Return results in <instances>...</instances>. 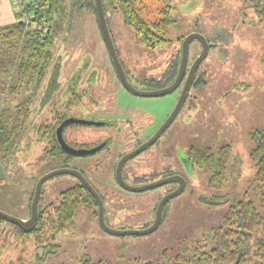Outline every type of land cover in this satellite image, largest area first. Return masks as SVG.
<instances>
[{"label":"rangeland","instance_id":"rangeland-1","mask_svg":"<svg viewBox=\"0 0 264 264\" xmlns=\"http://www.w3.org/2000/svg\"><path fill=\"white\" fill-rule=\"evenodd\" d=\"M76 1L64 0V14L53 20L55 33L50 71L57 73L59 87L49 101L40 106L39 100L45 89L43 82L38 100L30 108L23 141L13 155L0 160V210L16 218L29 217V197L41 175L59 167L76 168L74 161H67L63 156L50 159L44 153L47 143L36 140L38 126L46 119L51 120L61 108L69 77L81 70L80 66L86 62L87 71L97 69L96 76L102 73L104 76L107 72L108 81L100 79V85L107 82L108 92L113 89L110 84H116L96 10L87 2L78 7ZM103 4L116 52L133 73L130 80L136 87L154 88L145 86L142 80L155 76L165 63L181 54V36L200 33L211 44L196 69L199 84L190 89L188 101L155 143L144 152L152 154L154 159L150 155L145 164H138L141 156L129 159L124 166V175L130 181L133 177L134 182L139 184L155 181L161 174L159 165L169 160L166 150L169 149L171 157L176 154L180 158L185 155V145L189 143L211 146L229 143L236 157L229 163L227 185L220 192H211L205 172L184 169L188 182L181 192L165 203L157 227L145 234L109 233L101 228L98 217L93 214L97 209L94 203H80L74 226L56 235L57 248L44 260L37 262L34 259L32 238L29 236L10 242L0 257L2 262L14 260L18 254L23 255L26 264H79L85 258L100 264H140L143 261L166 264L164 252L169 264L176 261L177 255L188 258L191 248L203 241L210 228L221 223L227 206L242 197L255 173L248 157V150L254 144L249 133L264 128V28L258 25L259 18L253 10L245 7L240 0H173L175 25L168 35L170 41L150 48L124 21L122 13L115 9L114 0H103ZM156 8L154 2H148V12ZM148 15L151 19L155 18L153 13ZM201 49L198 39L190 41L188 63L194 61ZM19 59L20 48H0V110L3 107L15 109L16 103L28 95L24 88L16 94L10 92L11 86L16 84ZM178 97L177 90L165 95L141 96L128 92L120 85L115 89V103L121 109L120 116L133 120V125L139 127L141 140L158 129ZM86 106L88 110L90 107L94 110L92 104L87 103ZM91 114L95 118H105L99 112ZM80 127L95 130L92 126ZM115 155L112 154L109 162L97 166L101 173L108 174L105 186L97 184L104 197L105 223L114 229L145 228L154 219L159 197L173 185L168 183L136 192L124 190L133 196L135 204H122L119 200L120 187L114 181ZM129 164L138 165L139 170L131 174ZM76 183L77 177L70 173L47 178L41 187L39 206L58 202L59 193ZM211 193H218L220 198H216V202L210 201ZM127 215L130 217L122 219ZM11 229L8 224L0 223V230L8 232ZM23 241L26 243L24 246ZM25 246L26 250L19 252Z\"/></svg>","mask_w":264,"mask_h":264},{"label":"trees","instance_id":"trees-1","mask_svg":"<svg viewBox=\"0 0 264 264\" xmlns=\"http://www.w3.org/2000/svg\"><path fill=\"white\" fill-rule=\"evenodd\" d=\"M114 1L115 9L122 13L124 21L133 28L145 46L155 48L170 41L168 35L170 29L175 25L172 15L173 0ZM149 1L157 5L153 12L147 10ZM240 1L245 7L253 10L259 18L258 25L264 28V0ZM38 2L41 4L36 9L32 2L25 9L26 12L33 14L32 20L36 22L35 27H30V25H25L17 20L10 25L0 27V48L2 49L4 46L10 49L20 48V59L16 67V84L11 86L10 92L16 94L22 88L28 92L26 98L16 103L15 109L3 107L0 110V160L13 155L23 141L30 108L38 100V93L43 82H45V89L39 100L40 106L46 104L59 87L57 73L50 71V63L53 54L51 46L55 33L53 20L64 14V0H38ZM85 2L93 5L96 10L94 0H77L76 4L80 7ZM74 4L73 6H75ZM102 6L104 10L103 0ZM142 11L146 14L144 15ZM151 13L155 15L154 19L149 17L148 14ZM106 22L108 25L107 20ZM179 39L182 41L184 36ZM208 44L211 46L209 41ZM174 63L171 66V80L175 75ZM195 75L196 72L193 75L192 83L197 86L200 78ZM65 115V111L55 113L51 120L46 119L36 129V140L47 143L44 153L50 159H59L64 154L57 142L54 128ZM249 137L254 144L248 150V157L255 167V173L248 189L240 199L227 206L221 223L210 228L203 236V241L191 248L190 257L183 258L177 255L176 261L170 264H264V128L250 132ZM187 154L191 166L207 174V187L211 192H220L225 189L228 182L229 163L236 157L233 155L229 143L211 146L199 145L194 142L189 146ZM66 160L68 161V158ZM34 187L29 202L34 194ZM218 197L220 198L218 193H211L210 201L216 202ZM92 202L97 206L95 201ZM80 203L92 204L86 187L78 182L62 190L59 193L58 202L48 203L44 206H39L38 202L37 218L30 231H24L19 226L0 217V223H6L12 227L8 232L0 230V237H2L0 239V257L3 255L4 249L9 247L10 242L30 236L34 259L37 262L44 260L57 248L56 235L74 226L77 207ZM93 214L96 216L97 211L94 210ZM207 242H210V245H207ZM24 245L26 243L23 241ZM24 250H26V246L22 247L19 252ZM163 257L166 264H169L165 252ZM0 264H26V260L22 254H18L14 260L8 262L0 260ZM79 264L100 263H93L85 258ZM140 264L162 263L143 261Z\"/></svg>","mask_w":264,"mask_h":264},{"label":"flooded vegetation","instance_id":"flooded-vegetation-1","mask_svg":"<svg viewBox=\"0 0 264 264\" xmlns=\"http://www.w3.org/2000/svg\"><path fill=\"white\" fill-rule=\"evenodd\" d=\"M112 40H113V38H112ZM113 43H114V41H113ZM114 47H115V45H114ZM115 50H116V48H115ZM117 56H118V60L122 66V69L124 71V74L126 76L127 81L134 88L139 89V90L161 89V88H164V87L171 85L175 81V79L179 73V69H180L181 54L179 53L177 56H175L174 58H171L167 63H165L163 68L159 71L158 74H156L155 76H152L150 78H144L142 80V84H144L147 87L152 86L154 88H152V89L147 88L146 89V88L136 87L135 85H133L131 83V80H130V75L131 76L133 75V73L130 71V68L128 66H126L125 61L122 60L118 54H117ZM110 60H111V65H112V70H113L111 72V74H112V76L115 77V80H116V84H114V83L110 84L109 83L110 86L113 87V89H111L112 92H108L106 90V88L108 87L107 82L103 83L102 84L103 86L100 85V79L101 80L104 79V80L108 81L107 72H105L106 74L104 76H102L103 73L100 74L99 76H96L97 69H92V70L89 69V71H87L88 64L86 62L80 66L81 70L78 69L76 71V73L72 74L69 77V79L66 82L65 89H64V92H65V98L63 99L64 101H63V103L60 104L61 108L55 112V113H58V112H64L65 111L66 115L62 119H60V121L57 123V125L54 128V132H55V136H56L57 126L60 124L61 121H63L67 117L92 121V123H90V124L80 123V122H72V123L67 124L64 127V129L62 131V135H63L64 140L69 144V146H71L75 149H84L87 151V153L83 154V155H77V154L75 155V154L67 153L59 145L60 148L64 151L63 158H66V159L68 158V161L72 160L75 162L76 165L74 167H76V168H73V169H75L81 173V175L85 178V180L97 192L99 198L102 200V203H103L104 197L99 192V190L97 188V184L100 186L101 185L105 186L107 181H108V174L107 173H105V174L101 173L102 171H99L97 166H99L103 163L109 162V160L113 157L112 154L115 153L116 155L114 157H115L116 161L114 164V181H116V184L121 189V190L119 189V200H120V202L127 206L128 204H135V202L133 201V196L131 194L124 192V190H126V191H130V190H127L124 187H122L119 184V182L117 181L116 165L118 163V160L121 158V156L123 154L132 151L133 149H135L136 147H138L142 143L146 142L156 132V130L152 135L147 136L146 138L141 140L139 137L140 131H138L139 127L136 128V125H133L134 124L133 120L131 118L126 119V118H123L120 116V115H122L121 111H120L121 109L119 110V108L117 107V105L115 103V89H117V87L119 85L121 87H123L124 89H126V88L123 85V83H122V81H121V79L117 73V70L113 64L111 56H110ZM173 62H175L174 64H175L176 68H175L174 78L171 80V74H172L171 66L173 65ZM192 62L188 63V58H187L185 69H184L182 75L180 76V81H179L178 85L173 90H171L170 92L177 90L179 92V95H180V93L184 87L185 81L187 79L188 70H189ZM195 72H196V70L194 71L193 75L195 74ZM192 79H193V76H192ZM192 79L189 83V86H188L186 92H185L183 101H182L179 109H181V107L186 103V101H188L190 89L193 87H197V86H194V84L192 83ZM93 88H95V89H93ZM126 90L128 92H130L128 89H126ZM170 92H168V93H170ZM130 93H132V92H130ZM105 94H107V96L103 97V95L105 96ZM132 94H135V93H132ZM136 95H138V94H136ZM163 95H165V94H163ZM141 96H143V95H141ZM87 103L89 105L92 104L94 106V110H92L91 107L88 110V107L86 106ZM90 111H94V112H90ZM96 112H99V114L105 115L104 116L105 118H95L91 113L96 114ZM80 126H92V127H94L95 130L94 131L91 129L88 130L87 128H81ZM67 128H69V129H68V132L66 134ZM163 131L159 134V136L163 133ZM158 137L154 140V142L152 144H150L145 149L139 151L138 153H136L135 155H133L129 159L133 160L136 157L141 156V159L138 160V164H145L146 162H148L149 159H147V157L149 158V156L152 154H147L148 155L147 156L146 154H144V152L147 151L155 143V141L158 139ZM56 139H57V137H56ZM57 142H58V140H57ZM191 144L192 143L185 145V146H187L186 153L184 156H182L180 158H178L176 154H174V156L171 157L172 155L170 154L169 149L165 151L166 155H168V157H169V160L168 161L165 160V163L159 165L158 168L161 170V174H159L157 176L158 179L170 177V176H177V177L183 178L185 183L188 182V176H187V173L185 171L190 170L193 172V171L197 170L191 166V163L188 160L187 151H188L189 146ZM158 147H160V146H158ZM160 151H162V150H160ZM152 158L154 159L153 155H152ZM129 159H127L122 166V171H121L122 178L128 184L141 185L139 183L134 182L133 177L132 178L130 177V179H131V181H130L128 179V176L124 175V173H125L124 172V166ZM93 161H94V164H92ZM129 166H131V168L128 169L131 174L136 173L139 170L138 165H136V164H129ZM139 168H141V167H139ZM184 169H185V171H184ZM77 179H78V182L81 183L79 178H77ZM168 183L173 185V187L171 188V186H170V188L166 189L165 192L159 197V200L164 194L176 189V187L179 185L178 181H171ZM168 183H165L162 185H167ZM86 189L90 194L91 203H94L92 201L96 202L97 206H95V207L97 209H95V210L97 211L96 216L98 217L97 201H96L95 197L93 196V194L88 190L87 187H86ZM132 192H135V191H132ZM122 210L127 211V208H123ZM103 215H104V210H103ZM127 216L128 217L123 216L122 219L125 220L126 218L130 217V215H127Z\"/></svg>","mask_w":264,"mask_h":264},{"label":"water","instance_id":"water-1","mask_svg":"<svg viewBox=\"0 0 264 264\" xmlns=\"http://www.w3.org/2000/svg\"><path fill=\"white\" fill-rule=\"evenodd\" d=\"M94 2H95L96 14H97V19H98L100 31H101L102 37L106 43V46H107L108 52L111 56V59L113 61V64L117 70V73H118L123 85L125 86L126 89H128L132 93H135L138 95H143V96H158V95L167 94L168 92L173 90L178 85V83L180 81V76L182 75V73L185 69L186 61L188 58V50H189L190 41L192 39H198L202 45V49H201L200 53L194 59V61L192 62L191 66L188 70L187 79H186L184 87H183V89H182V91H181V93L177 99V102H176L174 108L172 109V111L170 112V114L168 115V117L166 118V120L164 121V123L156 130V132L146 142L142 143L141 145H139L138 147H136L132 151L123 154L121 156V158L118 160V163L116 165L117 181L119 182V184L122 187H124L125 189L130 190V191H135V192L136 191H143V190H146L149 188H154V187H157L159 185H162V184H165V183H168L171 181H178L179 185L176 187V189L164 194L160 198V200L156 206V209H155L154 219L147 227L142 228V229H114L105 223L104 215H103L102 200L99 198L97 192L91 187V185L81 175V173L79 171L73 169V168L59 167L57 169H53L52 171L44 173L43 175H41L37 179V181L35 183V187H34V194L32 196L31 203H30V215L28 218H26V219L16 218V217H13V216H11V215L0 210V217L1 218H3L4 220H6L10 223H13V224L19 226L24 231H30L33 229V227L35 225L36 218H37V209H38V201H39V197H40V193H41V186L47 178H49L55 174L70 173V174L75 175L77 178H79L81 183L88 188V190L93 194V196L95 197V199L97 201V204H98V220H99V224H100L101 228L104 229L105 231L109 232V233L117 234V235L145 234V233H148V232H151L152 230H154L160 221L161 212H162V209H163V206L165 205V203L171 197H173V196L177 195L179 192H181V190L185 186L184 179L181 177H177V176L160 178V179H157L155 181L143 183L141 185H131V184H128L127 182H125L123 180L121 171H122V166L127 159H129L130 157H132L133 155H135L139 151L145 149L150 144H152L154 142V140L159 136V134L165 129V127L174 119L175 115L177 114V112L181 106L185 92L189 86V83L192 79L194 71L197 69V66L200 63V61L207 54L209 44H208L206 38L200 33L193 32V33H190L189 35L185 36L183 39L182 48H181L180 69H179V73H178L175 81L171 85L164 87V88H161V89H153V90L136 89L127 81L126 76L124 74V71L122 69V66L118 60V56H117V53H116V50L114 47V43H113L110 31L108 29V25L106 22L105 13H104L103 6H102V0H94ZM72 122H80V123H87V124L92 123V121H90V120L76 119V118H72V117L65 118L63 121L60 122V124L56 128V137H57L58 143L61 146V148L67 153H71V154H75V155L76 154L77 155L86 154L87 153L86 150L75 149V148L69 146V144L63 138L62 131H63L64 127L67 124L72 123Z\"/></svg>","mask_w":264,"mask_h":264},{"label":"built area","instance_id":"built-area-1","mask_svg":"<svg viewBox=\"0 0 264 264\" xmlns=\"http://www.w3.org/2000/svg\"><path fill=\"white\" fill-rule=\"evenodd\" d=\"M13 4V8L16 13V20L22 22L25 25H30V27H35L36 22L33 19V14L25 11L27 5L32 2L34 4V8L36 9L40 2L38 0H11ZM46 30V28H44Z\"/></svg>","mask_w":264,"mask_h":264},{"label":"crops","instance_id":"crops-1","mask_svg":"<svg viewBox=\"0 0 264 264\" xmlns=\"http://www.w3.org/2000/svg\"><path fill=\"white\" fill-rule=\"evenodd\" d=\"M16 13L11 0H0V27L14 23Z\"/></svg>","mask_w":264,"mask_h":264}]
</instances>
